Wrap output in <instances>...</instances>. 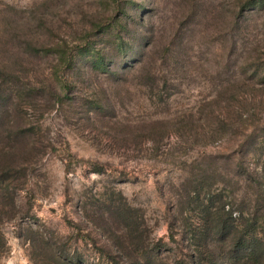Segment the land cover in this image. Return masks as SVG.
<instances>
[{
    "label": "rangeland",
    "instance_id": "rangeland-1",
    "mask_svg": "<svg viewBox=\"0 0 264 264\" xmlns=\"http://www.w3.org/2000/svg\"><path fill=\"white\" fill-rule=\"evenodd\" d=\"M259 175L264 0H0V264L175 263L196 193L264 225Z\"/></svg>",
    "mask_w": 264,
    "mask_h": 264
},
{
    "label": "trees",
    "instance_id": "trees-1",
    "mask_svg": "<svg viewBox=\"0 0 264 264\" xmlns=\"http://www.w3.org/2000/svg\"><path fill=\"white\" fill-rule=\"evenodd\" d=\"M258 177L264 179L263 175ZM258 187L264 192V182L259 181ZM195 195L191 200L200 203V212L195 229L190 230L189 235L185 237L187 248L190 249L185 256L189 259L180 257L171 264H224L227 259L234 264L236 257L241 261L259 263L264 258V243L258 241V230L260 227L264 229V225L259 224V217L251 218L243 210H237L238 213L235 214V210L226 209V205H215L213 198L206 202L199 194ZM118 237L134 241V245L126 249L128 260L120 262L111 256L107 262L100 264H167L169 261V258L164 256L168 244L162 239L147 243L142 234L134 233L128 238L125 235ZM170 239L177 242L174 232ZM223 245L228 247L225 254ZM226 253L228 257L224 258ZM78 260L77 256H70L63 264H82L76 262Z\"/></svg>",
    "mask_w": 264,
    "mask_h": 264
}]
</instances>
